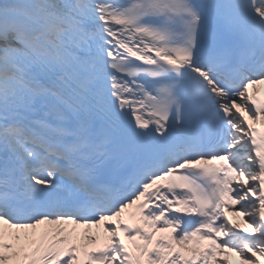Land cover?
<instances>
[{"label": "snow or ice", "instance_id": "6c2138e0", "mask_svg": "<svg viewBox=\"0 0 264 264\" xmlns=\"http://www.w3.org/2000/svg\"><path fill=\"white\" fill-rule=\"evenodd\" d=\"M0 264H264V0H0Z\"/></svg>", "mask_w": 264, "mask_h": 264}]
</instances>
